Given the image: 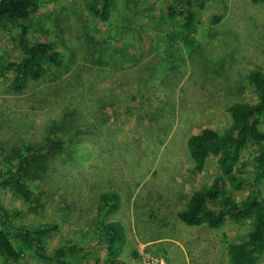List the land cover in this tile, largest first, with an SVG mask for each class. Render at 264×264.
Segmentation results:
<instances>
[{
    "label": "rangeland",
    "instance_id": "obj_1",
    "mask_svg": "<svg viewBox=\"0 0 264 264\" xmlns=\"http://www.w3.org/2000/svg\"><path fill=\"white\" fill-rule=\"evenodd\" d=\"M38 1L35 20L65 59L20 93L13 74L0 77V160L56 138L67 145L39 162L29 203L0 189L2 204L18 212L14 221L57 225L46 239L49 254L79 245L92 249L91 261L102 256V221L121 225L123 264H228V246L251 223L212 229L178 219L218 175L215 157L194 170L186 141L203 129L225 132L229 106L256 101L246 76L264 67V0L209 3L192 44L169 40L170 23L156 22L167 0H114L106 21L89 13L93 0ZM5 32L0 56L12 58L19 53ZM251 172L248 165L241 176ZM259 188L264 198V181ZM247 192L232 196L240 201ZM107 193L118 197L110 214L98 204ZM19 264L54 263L28 252Z\"/></svg>",
    "mask_w": 264,
    "mask_h": 264
},
{
    "label": "trees",
    "instance_id": "obj_2",
    "mask_svg": "<svg viewBox=\"0 0 264 264\" xmlns=\"http://www.w3.org/2000/svg\"><path fill=\"white\" fill-rule=\"evenodd\" d=\"M113 1L93 0L88 11L98 20L106 21ZM213 1L167 0L156 22L161 25L170 23V32L166 35L169 40L192 44L203 11ZM38 9V0H0V29L6 31V37L19 53L12 58L0 56V77L13 74L11 88L16 93H20L29 81L42 79L50 67L62 66L65 59L59 46L49 39L42 20H35ZM219 20L214 17V24ZM246 84L255 94L256 101L236 102L229 106L231 126L228 130L219 133L203 129L187 139L186 147L194 170L203 171L206 161L215 157L218 175L210 185L195 191L185 209L178 213L180 221L195 227L205 225L218 229L227 222L251 223V230L228 246V264H258L264 258V198L259 188L264 181V132L259 129L264 120V67L249 72ZM65 145L62 139L56 138L43 146L30 147L26 155L4 156L0 160L3 168L0 170V189L29 203L32 199L29 180L39 172V162L55 153L61 154ZM249 146L254 148L251 160L241 162L237 167ZM248 165L252 169L251 177L244 178L241 174ZM241 190L248 192L237 201L232 193ZM98 204L99 209L113 213L118 197L113 193L103 194ZM17 215L16 210L7 209L0 201V264H19L23 254L28 252L54 264H123L118 258L123 236L117 222L99 223L104 254L91 261L92 249L79 245L60 246L47 253L46 239L57 231V225H20L14 221Z\"/></svg>",
    "mask_w": 264,
    "mask_h": 264
}]
</instances>
